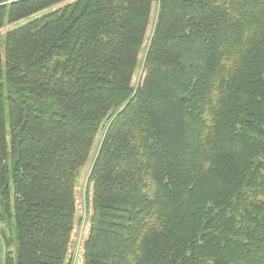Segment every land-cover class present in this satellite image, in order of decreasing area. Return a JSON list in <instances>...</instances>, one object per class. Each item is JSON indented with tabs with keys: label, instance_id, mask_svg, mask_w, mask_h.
Here are the masks:
<instances>
[{
	"label": "trees",
	"instance_id": "16d2710c",
	"mask_svg": "<svg viewBox=\"0 0 264 264\" xmlns=\"http://www.w3.org/2000/svg\"><path fill=\"white\" fill-rule=\"evenodd\" d=\"M41 13L0 36V264H68L105 121L82 264H264V0H0V30Z\"/></svg>",
	"mask_w": 264,
	"mask_h": 264
},
{
	"label": "rangeland",
	"instance_id": "374dc122",
	"mask_svg": "<svg viewBox=\"0 0 264 264\" xmlns=\"http://www.w3.org/2000/svg\"><path fill=\"white\" fill-rule=\"evenodd\" d=\"M156 14H157V5L154 4L151 11L149 26L145 35L144 44L138 57V66L132 81V85L134 87H136L143 79V71H142L143 59L151 37L153 25L156 19ZM40 15H42V13L14 24H6L5 27L0 30V36L2 37L3 35H5V33L22 27L23 25L32 21L34 18L39 17ZM1 56H2V65H4V46L1 47ZM6 110H7V106H6ZM106 125H107V121L103 123L100 131L98 132L94 140V144L92 146V150L90 152L88 161L84 166V168L79 173V179L75 189L76 215L74 222V230L71 236L69 251L67 255L68 264H82L83 246H84V241L88 235L89 217L91 216L90 214L92 211V204H91L92 185L89 183V175H90L92 163L95 159V155L99 148L100 142L103 138ZM7 130H8V125H7ZM7 140L9 144V137L7 138ZM10 223L0 222V237H3L4 234L6 238H12V239L14 238L15 240V227L13 221L11 223L12 226L10 225ZM14 248L15 246L12 245L8 249V252L11 253V257H13Z\"/></svg>",
	"mask_w": 264,
	"mask_h": 264
}]
</instances>
